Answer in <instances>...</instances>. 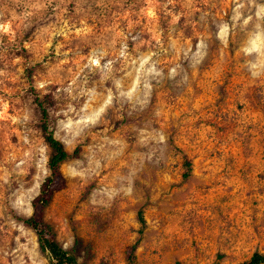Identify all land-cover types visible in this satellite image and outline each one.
<instances>
[{
  "label": "rangeland",
  "instance_id": "rangeland-1",
  "mask_svg": "<svg viewBox=\"0 0 264 264\" xmlns=\"http://www.w3.org/2000/svg\"><path fill=\"white\" fill-rule=\"evenodd\" d=\"M35 96L78 151L44 215L78 264L264 254V0H0V264H49Z\"/></svg>",
  "mask_w": 264,
  "mask_h": 264
},
{
  "label": "trees",
  "instance_id": "trees-1",
  "mask_svg": "<svg viewBox=\"0 0 264 264\" xmlns=\"http://www.w3.org/2000/svg\"><path fill=\"white\" fill-rule=\"evenodd\" d=\"M34 103L40 112L39 129L49 149L47 161L49 176L42 182L38 194L31 201V215L20 219V221L35 233L39 250L47 258L49 264H78L74 254L59 244L54 230L44 219L45 210L51 205L55 195L67 187V181L61 166L70 159L76 158L78 151L67 152L64 144L55 137L50 128L49 104L47 101L35 96ZM139 220L141 223L140 234H143L146 221L142 213L139 215ZM136 247L137 243L131 247V251L134 252ZM243 264H264V254L255 253Z\"/></svg>",
  "mask_w": 264,
  "mask_h": 264
}]
</instances>
